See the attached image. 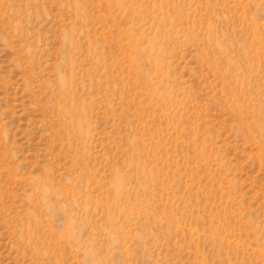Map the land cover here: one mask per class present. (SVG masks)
<instances>
[{"label": "rangeland", "instance_id": "1", "mask_svg": "<svg viewBox=\"0 0 264 264\" xmlns=\"http://www.w3.org/2000/svg\"><path fill=\"white\" fill-rule=\"evenodd\" d=\"M0 264H264V0H0Z\"/></svg>", "mask_w": 264, "mask_h": 264}]
</instances>
